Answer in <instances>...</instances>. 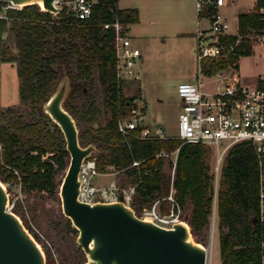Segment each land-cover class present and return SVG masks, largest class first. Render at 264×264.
Returning a JSON list of instances; mask_svg holds the SVG:
<instances>
[{"label":"trees","instance_id":"trees-1","mask_svg":"<svg viewBox=\"0 0 264 264\" xmlns=\"http://www.w3.org/2000/svg\"><path fill=\"white\" fill-rule=\"evenodd\" d=\"M262 6L264 0H255L252 8L239 12L241 33L264 31ZM7 12L9 18L2 20L1 28L12 33L17 52L11 53L6 38L0 37V62L17 61L20 103L2 107L0 102L1 180H18L28 191H54L61 184L56 175L68 167L70 153L63 130L44 104L67 74L70 88L64 106L76 119L80 143L95 144L97 149L88 158L95 157L100 171L114 168L125 173L128 183H136L132 201L136 210L157 198L166 199L173 183L175 199L188 212L187 220L196 235L209 225L216 200L220 264H264L253 144L239 142L229 150L215 195L211 166L206 160L209 147L205 144L183 142L176 137H127L118 129V118L129 109L131 97L126 96L118 81L116 29L112 23L119 20L127 28L138 20L137 8L119 7L118 0H96L88 18H79L67 4L56 16L38 2L9 8ZM251 50L252 40L245 36L237 55L206 58L203 70L212 75L230 64L237 65L240 56ZM98 86L101 99L97 96ZM178 146L172 178L166 165L168 161L173 164V160L156 153L171 152ZM134 160L140 163L133 164ZM12 210L39 240L18 203ZM65 226L74 235L79 234L67 215ZM44 250L47 264H55L47 245ZM83 250L80 244L76 247L77 252Z\"/></svg>","mask_w":264,"mask_h":264},{"label":"built area","instance_id":"built-area-1","mask_svg":"<svg viewBox=\"0 0 264 264\" xmlns=\"http://www.w3.org/2000/svg\"><path fill=\"white\" fill-rule=\"evenodd\" d=\"M95 1L54 0L58 6L70 5L79 18L91 16ZM233 1L195 0L198 18L196 30L198 71L195 80H186L180 87L182 109L178 117V132L169 134L161 126L153 127L145 123L143 107L135 97L128 99L129 109L120 115L117 125L119 131L127 137L141 139L176 137L183 142H200L214 148L217 152L213 166L215 195L219 186L222 164L229 150L239 142L253 144L257 156L259 222L264 258V76L260 77V81L255 85H248L243 84L238 78H231L228 73H224L213 90L208 91L202 87L201 74L204 73L202 67L204 59L228 58L237 55L245 36L250 37L251 40L259 37L260 41L264 43V31L243 34L239 30L238 15L233 22L223 11V6ZM21 6L12 0H0L1 38H4L1 22L3 19L9 18L7 10ZM260 10L264 13V6ZM112 24L116 29L117 77L123 85L125 80L139 77L136 65L141 55V49L132 42L126 32L127 28L122 22L116 20ZM105 25L108 26L109 23ZM229 66H235V64ZM2 149L3 145L0 142V157ZM178 150L179 146L173 151L177 153ZM171 152L160 150L156 155L170 157ZM139 163V160L133 161V164ZM16 172L18 173L17 170ZM109 172L118 173L120 170L111 168L100 171L97 168L95 157H87L79 174L81 179L79 198L90 203L98 200L116 201L122 199L128 205L133 206L136 183L124 184L118 180H112L105 185H96L93 182V177L97 174ZM174 191L172 183L170 193L166 196L172 204L171 212L162 213L157 205L160 198H157L152 205L144 208L143 215L140 216L167 227L183 220V210L175 199Z\"/></svg>","mask_w":264,"mask_h":264},{"label":"rangeland","instance_id":"rangeland-1","mask_svg":"<svg viewBox=\"0 0 264 264\" xmlns=\"http://www.w3.org/2000/svg\"><path fill=\"white\" fill-rule=\"evenodd\" d=\"M254 3L255 0H235L233 3L223 6L222 9L235 22L237 11L250 9ZM4 38H6L7 43L12 47L11 53L15 54L17 49L14 45V37L9 30L4 31ZM135 43L139 44L142 48L145 60L138 59L136 66L139 71V77L125 80L123 83L124 92L128 97H135L139 104L144 107L143 120L145 123L153 127L161 125L165 129V132L176 134L178 132V117L182 109L180 87L184 80L189 79L187 77L188 73L192 69H198L197 53L195 56H192L191 46H184V49L179 47L176 53L170 50H163L160 46L157 47L158 43L155 40H152L150 43H144V41L136 39ZM239 62V68L236 65L228 66L225 68V71L230 75L234 71H238L240 75L239 80L243 84L255 85L256 81L264 76V43L260 41L259 37L252 40L251 52L241 55ZM203 72L201 74L202 87L205 90L211 91L220 80L216 76L205 75L206 72L204 70ZM216 73L219 72L217 71ZM97 96L101 99L99 86L97 87ZM0 102L2 107L20 103V79L16 60H1L0 62ZM104 120L105 118L103 117L102 121L104 122ZM176 156L177 153L172 151L169 158L173 160V164L168 161L166 165V170L172 174V178L175 173ZM216 158L217 152L214 148L209 147L206 160L211 166L213 182H215L213 166ZM66 170L67 167L57 173V181L63 180ZM112 180H118L127 184L129 178L124 172L100 173L93 177V182L96 185H105ZM2 182L10 195L8 205L12 208L15 203L19 204L21 211L28 220L30 228H32L35 234H38L39 240L36 239L31 230L25 225L26 229L38 241L43 250L44 245L49 247L55 264L85 263V251H76V247L79 245L77 240L78 235L76 236L69 232L65 226L66 215L63 212L60 195L61 184L54 191L46 189L28 191L22 188L18 180L7 179L6 181L2 180ZM150 205H144L140 209L135 210L138 215H143L144 208ZM157 205L162 213H168L172 210V204L167 198H160ZM182 210L185 214L184 209ZM18 216L23 221L19 214ZM186 222L190 225L188 220ZM192 237L208 248L207 264L221 263L216 200L213 203V213L209 225L199 234L195 235L192 232Z\"/></svg>","mask_w":264,"mask_h":264},{"label":"water","instance_id":"water-1","mask_svg":"<svg viewBox=\"0 0 264 264\" xmlns=\"http://www.w3.org/2000/svg\"><path fill=\"white\" fill-rule=\"evenodd\" d=\"M12 1L41 4L39 0ZM42 1L41 7L56 16L61 6L54 0ZM69 88V77L64 74L44 108L63 130L70 153L60 195L63 212L79 229L77 240L87 255L84 264H207L208 248L191 237L188 212L167 227L138 215L122 199L90 203L79 198L81 166L97 148L94 143H80L76 119L64 106ZM9 200L0 179V264H47L44 250L8 205Z\"/></svg>","mask_w":264,"mask_h":264},{"label":"crops","instance_id":"crops-1","mask_svg":"<svg viewBox=\"0 0 264 264\" xmlns=\"http://www.w3.org/2000/svg\"><path fill=\"white\" fill-rule=\"evenodd\" d=\"M118 6L134 7L138 9V20L129 23L126 29L132 42L137 46L140 47L139 44L135 43L136 39H138V41L142 40L144 43H150L152 40H155V42L158 43L157 47L160 46L163 50H170L175 53L179 47L184 49V46H191L192 56L196 55L198 18L195 0H118ZM252 7L253 6H251V8ZM239 12L241 11H237L235 18ZM140 49L141 55L139 59L143 61V59L145 60V56L143 55L141 47ZM239 66L240 62L238 59L236 67L239 68ZM197 71L198 69H192L187 75L189 79L186 80H195ZM218 72L219 73L212 74L218 77V80L223 77L224 73H227L225 69ZM205 75L212 76L206 73ZM229 76L239 79L240 75L238 71H234L233 74H229ZM259 79L256 82H258Z\"/></svg>","mask_w":264,"mask_h":264},{"label":"bare ground","instance_id":"bare-ground-1","mask_svg":"<svg viewBox=\"0 0 264 264\" xmlns=\"http://www.w3.org/2000/svg\"><path fill=\"white\" fill-rule=\"evenodd\" d=\"M39 2L41 3V4H43V1L42 0H39ZM191 237H192V235H191ZM201 244V243H200Z\"/></svg>","mask_w":264,"mask_h":264}]
</instances>
